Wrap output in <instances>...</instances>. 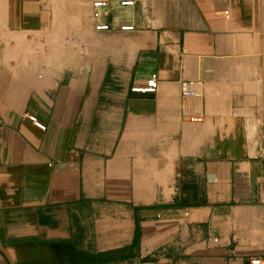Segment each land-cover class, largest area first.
<instances>
[{"label": "crops", "instance_id": "obj_1", "mask_svg": "<svg viewBox=\"0 0 264 264\" xmlns=\"http://www.w3.org/2000/svg\"><path fill=\"white\" fill-rule=\"evenodd\" d=\"M122 1L0 0V264H264V0Z\"/></svg>", "mask_w": 264, "mask_h": 264}, {"label": "built area", "instance_id": "obj_2", "mask_svg": "<svg viewBox=\"0 0 264 264\" xmlns=\"http://www.w3.org/2000/svg\"><path fill=\"white\" fill-rule=\"evenodd\" d=\"M133 5V1H122L120 2V6H132ZM93 18L97 19L99 17V9L103 8L106 6L105 2L102 1H98L93 3ZM96 30L98 31H102V30H107L108 26L104 25V24H98L95 27ZM121 31H131L133 30L132 26H122L120 28ZM190 86H192V83H188L185 85V87L181 90V95L183 97H191L194 96V93L189 89ZM157 88V82L155 80V77H152L150 80L147 81V85L144 88H133L132 92H137V93H152L155 92ZM28 120L38 129L44 131L45 130V126H43L42 124H40L36 118L34 117H29ZM191 121H194V119H191ZM252 264H261L260 261H253Z\"/></svg>", "mask_w": 264, "mask_h": 264}, {"label": "bare ground", "instance_id": "obj_3", "mask_svg": "<svg viewBox=\"0 0 264 264\" xmlns=\"http://www.w3.org/2000/svg\"><path fill=\"white\" fill-rule=\"evenodd\" d=\"M108 6V5H107ZM131 7V6H130Z\"/></svg>", "mask_w": 264, "mask_h": 264}]
</instances>
